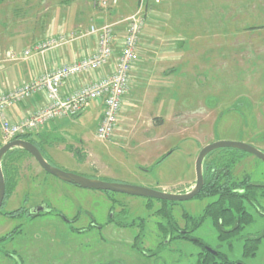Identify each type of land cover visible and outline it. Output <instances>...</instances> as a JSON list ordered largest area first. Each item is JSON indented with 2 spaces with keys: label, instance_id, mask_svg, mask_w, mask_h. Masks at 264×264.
Returning <instances> with one entry per match:
<instances>
[{
  "label": "rangeland",
  "instance_id": "rangeland-1",
  "mask_svg": "<svg viewBox=\"0 0 264 264\" xmlns=\"http://www.w3.org/2000/svg\"><path fill=\"white\" fill-rule=\"evenodd\" d=\"M134 19L142 29L118 128L109 139H98L102 108L91 101L81 115L31 134L49 162L87 177L185 193L196 183L204 146L239 141L264 151V0H0V86L11 81L7 68L21 62L9 61L5 52L46 40L53 26H74L69 32L59 27L58 34L94 36L98 45L91 27L109 25L119 49ZM28 39L32 45L14 49L16 41L23 48ZM5 142L0 125V146ZM237 150L217 149L205 160L218 169L232 167L237 179L263 183L264 160ZM2 164L7 197L13 198L0 209V238L6 237L0 239V264H188L205 250L174 229L169 238L163 214L169 212L183 230L185 214L204 217L216 197L169 204L82 188L15 149ZM256 201L259 207L244 204L248 223L238 226L235 214V232L221 236L205 217L193 236L233 262L264 264L260 190ZM41 203L47 210L31 217L28 211ZM249 237L260 240L250 257L244 256Z\"/></svg>",
  "mask_w": 264,
  "mask_h": 264
},
{
  "label": "built area",
  "instance_id": "built-area-1",
  "mask_svg": "<svg viewBox=\"0 0 264 264\" xmlns=\"http://www.w3.org/2000/svg\"><path fill=\"white\" fill-rule=\"evenodd\" d=\"M141 22L139 19L133 20L119 49L115 47L111 26H92L90 33H97L99 37L94 52L47 69L31 81L0 86V125L5 143L17 138L25 139V136L43 129L54 120L77 117L91 101H96L102 108L96 136L100 140L109 139L118 128L124 99L130 87L132 69L137 62ZM74 39L65 34L53 35L23 51L9 49L5 53L9 61L18 62L35 55H43L48 50L62 47ZM112 62L110 72L99 74L103 67ZM81 76H90L91 79L64 96L62 88L66 83ZM38 95L43 96V102L37 104L32 113L16 121L10 118L11 107Z\"/></svg>",
  "mask_w": 264,
  "mask_h": 264
},
{
  "label": "water",
  "instance_id": "water-1",
  "mask_svg": "<svg viewBox=\"0 0 264 264\" xmlns=\"http://www.w3.org/2000/svg\"><path fill=\"white\" fill-rule=\"evenodd\" d=\"M15 148H22L25 151L29 152L47 173L52 174L65 182L79 185L82 188L117 192L127 195L142 196L145 198H154V199L167 200L172 202L192 199L202 191L205 184L203 163L205 158L214 150L221 148H233L253 154L259 159L264 160V151L251 144L245 142H239V141H226V140L216 141L214 143L204 146L197 157L196 160L197 179L194 187L190 191L185 193H172V192L151 188L149 186H142V185L125 183V182H117V181H108L102 178H97V177L92 178V177L84 176L79 173L66 171L51 164L46 159L44 154L40 151V149L30 140L17 138L7 143H4L0 147V209L3 206L4 200L6 198V178H5L2 162L6 153ZM45 210H47V205L41 204L39 206L31 208L30 212H32L34 215H37L40 212H45ZM50 211L51 210L49 209L46 212H50ZM208 249L212 250L211 248Z\"/></svg>",
  "mask_w": 264,
  "mask_h": 264
},
{
  "label": "trees",
  "instance_id": "trees-1",
  "mask_svg": "<svg viewBox=\"0 0 264 264\" xmlns=\"http://www.w3.org/2000/svg\"><path fill=\"white\" fill-rule=\"evenodd\" d=\"M30 136L31 135L27 137H30ZM28 139L34 144L37 143V141L33 138L32 139L28 138ZM227 168L229 167H226V169ZM213 169H215V172L212 171ZM217 171H218V168L214 164L209 167L208 172L204 171L206 182H205V185L202 191L197 195V197H200V198L216 197L217 199L211 202L209 205H207L205 209L204 217L193 219V217L188 214L187 215L185 214V216L188 222L192 221L194 223H197V225H200L201 220L204 219L205 217L212 218L213 223L216 225V227H218L219 231L222 232L221 233V236H222V234L224 233L227 234L228 232V234H230L231 232H235L238 228H240V227H235L231 231H223V226L230 225L235 221L234 220L235 214L237 215L239 214L240 220H238L237 222L238 226L240 225V223H248L251 220V218H249L250 215H248V212L244 204L246 203V200L255 201L256 193L259 190L261 191L262 195H264V188L257 186V185H251L249 188L247 187V192L245 191V193H241L238 191L234 192L230 188L222 184L221 179L223 175L219 174V172ZM223 172L224 171H221L222 174H224ZM106 192H109V191H106ZM6 197H7V178H6ZM153 199L154 198H148V200H153ZM159 201L164 202V203H169V204L176 203V202L167 201V200H159ZM161 212H164V211H161ZM16 214H18V210L14 212H10L7 215L15 216ZM163 215L169 221L168 222V224L170 225V227L168 228L169 234L172 233L173 229L179 232L180 227L176 225V222L173 216H171V214L167 212L166 210ZM221 221L223 222V224H221L222 223ZM180 236H184V235L182 234ZM4 238L6 237H2L0 239H4ZM249 238L250 239H246V241L244 242V256H248V257L255 256L256 254L255 251L258 250V247L260 245V240H258L257 238H254V237H249ZM197 243L200 244L205 250L199 253V256L195 263H188V264H242V262L240 263V262L231 261L221 251L209 250L208 246L203 241H197Z\"/></svg>",
  "mask_w": 264,
  "mask_h": 264
},
{
  "label": "crops",
  "instance_id": "crops-1",
  "mask_svg": "<svg viewBox=\"0 0 264 264\" xmlns=\"http://www.w3.org/2000/svg\"><path fill=\"white\" fill-rule=\"evenodd\" d=\"M59 27L66 30V32L76 30V29L71 30V27L73 28L74 26L61 25V26H57V28L56 26H53V28L47 31L45 36L46 37L49 35L52 36L54 34L58 35V33L61 31ZM32 42H34V40L28 39L22 45L24 46L22 48L21 43L16 41L17 47L14 49L21 50V49L27 48L29 44L32 45ZM36 42H38V40L35 41L33 44H35ZM96 45H97V41L94 36L83 37V38L79 37V38H76L70 41L69 43L64 44L62 47H57V48L48 50L43 55H35V56L28 58L27 60H21L20 63H13L12 66H9L7 68L8 70L6 74V76H9L11 81L8 79L5 85H15L18 82L31 81L35 79L38 75H40V73L44 72L47 69L49 70L56 65H61L66 62H72L73 60L77 58L85 56L87 52L93 51L96 48ZM112 66H113V62L107 65L106 67H103L101 71L99 72V74H106L110 72L112 69ZM90 79H91L90 76L88 77L81 76V77L71 79L62 88V94L64 96L70 94L76 87L80 86L83 82H85L86 80H90ZM42 102H43V96L38 95L35 98H32L30 100H27L23 103H20V104H17L11 107L9 110V116L12 120L16 121L22 118L23 116H27L30 113H32L36 105ZM48 127L49 125L44 128H48ZM32 138L37 139L36 136H32ZM141 184L144 185L143 182ZM147 186L154 187L148 184ZM7 198L8 199L13 198V196L11 195L10 197H7Z\"/></svg>",
  "mask_w": 264,
  "mask_h": 264
},
{
  "label": "flooded vegetation",
  "instance_id": "flooded-vegetation-1",
  "mask_svg": "<svg viewBox=\"0 0 264 264\" xmlns=\"http://www.w3.org/2000/svg\"><path fill=\"white\" fill-rule=\"evenodd\" d=\"M39 149H40V151L44 154V156L46 157V159L48 160V158H47V156H46V154H45V151H44V149L42 148V146L39 144V143H36L35 144ZM258 148V147H257ZM15 150H20L21 152H27V151H25L24 149H22V148H15ZM243 153H247V152H243ZM247 154H249V155H251V156H253V157H255V158H258V157H256L255 155H253V154H250V153H247ZM206 159V158H205ZM49 161V160H48ZM213 165V164H212ZM232 165V164H231ZM211 166V164H208L207 162H206V160H204V163H203V168H204V171H207L208 172V169H209V167ZM213 172H215V169H213L212 170ZM221 171H224L223 173L224 174H222L221 173ZM217 172H219V174H221V175H223V177H222V179H221V182H222V184H224L225 186H227L228 188H230L232 191H234V192H241V193H245V191L247 192V187L249 188L251 185H257V186H260V187H263L264 188V182L263 183H255V182H252L251 180H250V178L248 177V176H245V177H243L242 179H237V178H235L234 176H233V173H232V167H229V168H227L226 169V167H225V165H223L220 169H218V171ZM206 177L204 176V179H205ZM205 182H206V180H205ZM195 185V184H194ZM205 185V184H204ZM194 187V186H193ZM189 191V190H188ZM106 192V191H105ZM197 197V196H196ZM250 205H252L253 207H259L260 206V204L255 200H252V201H250V200H246ZM42 204V203H41ZM29 212V215H31V217H34V214L32 213V212H30V211H28ZM41 213V212H40ZM39 213V214H40ZM38 214V215H39ZM60 214L61 215H63L61 212H60ZM63 217V216H62ZM206 219H208L207 217H206ZM206 219H202L201 220V223H200V225H197V223H194V222H192V221H190V222H188L187 220H185V222H186V224H185V228L183 229V230H181V229H179V232H181L186 238H188V239H193L195 242H197V241H203V240H201V239H198V238H195L194 236H193V233L195 232V230L197 229V228H199L201 225H203V223L205 222V220ZM76 218L75 219H73V220H71V221H73V222H76ZM211 220H212V218H211ZM68 221V220H67ZM93 221H94V219H93ZM212 222H213V220H212ZM222 222V221H221ZM95 226L97 225L96 224V222L94 221V222H92ZM214 224V223H213ZM221 224H223V222L221 223ZM235 223H233V225H234ZM98 226V225H97ZM223 226V225H222ZM234 229V226H226V227H224L223 226V231H231V230H233ZM171 235H172V233L170 234V237L169 238H171ZM14 236V235H13ZM12 236V237H13ZM204 242V241H203ZM141 250V249H140ZM142 251V250H141ZM155 254V252H151V254H149L148 253V256H153Z\"/></svg>",
  "mask_w": 264,
  "mask_h": 264
}]
</instances>
